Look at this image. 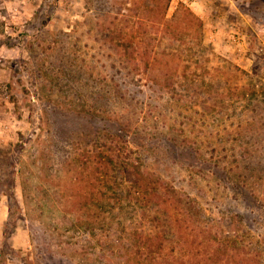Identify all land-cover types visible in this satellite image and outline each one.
<instances>
[{"label": "rangeland", "instance_id": "obj_1", "mask_svg": "<svg viewBox=\"0 0 264 264\" xmlns=\"http://www.w3.org/2000/svg\"><path fill=\"white\" fill-rule=\"evenodd\" d=\"M247 1L0 0V264H264Z\"/></svg>", "mask_w": 264, "mask_h": 264}, {"label": "trees", "instance_id": "obj_2", "mask_svg": "<svg viewBox=\"0 0 264 264\" xmlns=\"http://www.w3.org/2000/svg\"><path fill=\"white\" fill-rule=\"evenodd\" d=\"M252 1L251 0L247 1V3L250 4ZM180 13H182V16H183L182 19H184V20H186V22H188V27H191V25H193L194 23H195V27H197V28H199V26H201V22L197 18H195L192 13L189 12L188 8H183L182 7V9L180 10ZM176 19H177V17H175V15H174V17L172 19H166V20L164 19V21L167 24H170L171 21L176 20ZM158 257H160V256H158Z\"/></svg>", "mask_w": 264, "mask_h": 264}]
</instances>
